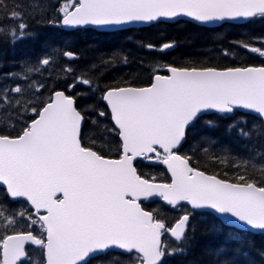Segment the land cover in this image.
Segmentation results:
<instances>
[{"label": "snow or ice", "instance_id": "obj_1", "mask_svg": "<svg viewBox=\"0 0 264 264\" xmlns=\"http://www.w3.org/2000/svg\"><path fill=\"white\" fill-rule=\"evenodd\" d=\"M60 12L62 24L71 27L156 22L180 15L211 22L264 18V0H71ZM8 19L20 23L11 29L0 25V35H8L12 43L24 39L28 26L22 13L12 12ZM173 47L174 43H165L159 50ZM250 51L264 56L258 48ZM64 56L74 58L71 52ZM51 62L45 58L41 63ZM24 71L30 74L34 69L29 66ZM167 71L170 75L156 74L148 87L110 88L102 97L121 138L119 159H107L82 145V116L72 96L56 91L46 101L35 102L36 96L29 99L27 92L39 94L44 85L29 83L28 75L12 74L20 82L0 91V110H30L36 118L15 137L0 135V182L11 198H26L30 209H35V219L23 212L18 215L27 219L30 228L39 224L41 238L32 231L0 236V264H18L26 256V242L46 251V264H89L92 257L112 249L129 256L135 252L140 264H163L166 250L161 248L160 234L165 224L141 208L142 196H160L173 207L186 201L193 209L231 214L252 229L264 230V186L244 176L230 183L206 175L190 166L189 157L178 154L187 129L205 110L225 113L243 108L264 118V66L223 70L170 66ZM76 84L91 86V81L76 78L69 90ZM240 135L248 133L241 130ZM141 156H154L166 165L171 183L155 184L138 175L133 161ZM41 210L46 214L41 215ZM0 218L6 226L17 223L15 217ZM189 220V214L183 215L170 230L176 241L185 235ZM230 239L225 237L213 250L216 264H241L229 249ZM175 252L184 249L167 254Z\"/></svg>", "mask_w": 264, "mask_h": 264}, {"label": "trees", "instance_id": "obj_2", "mask_svg": "<svg viewBox=\"0 0 264 264\" xmlns=\"http://www.w3.org/2000/svg\"><path fill=\"white\" fill-rule=\"evenodd\" d=\"M63 1L69 0H3L0 25L8 29L16 27L20 21L8 19V16L12 12H21L28 27L25 38L16 43L10 42L8 35H0V91L20 82L12 74L28 75L29 83L35 82L37 87L44 85L39 94L27 92L29 99L36 96L35 102L46 101L58 90L66 91L76 98L77 107L86 118L84 145L96 148L106 156L117 157L121 152V143L111 133L113 125L102 99L108 89L150 85L155 73L166 66L218 69L264 66V56L250 51L258 48L264 52V18L217 27L179 20L113 32L89 28L67 31L60 25ZM165 43H174L175 47L160 51ZM68 51L76 53L77 59L67 60L64 53ZM45 58L52 62L43 65L41 62ZM29 66L34 69L30 74L24 71ZM65 68L71 71L65 72ZM76 78L88 79L91 86L76 84L69 90L68 85ZM35 118L30 110H0V134L15 137ZM241 130L248 136H241ZM180 153L189 157L193 166L207 173L233 182H239L238 177L244 176L246 181L264 186V122L254 114L235 111L200 117L189 128ZM137 166L140 174L148 179L170 180L161 163L145 159L138 161ZM0 205H13L1 187ZM143 205L167 227L182 214L190 212L186 205L174 209L158 198L145 201ZM26 207L30 212L28 216H33L27 204ZM214 227L219 231H214ZM30 229L6 226V229L0 228V236ZM228 236L233 237L227 241L229 249L241 264H248L249 260L264 264V233L226 225L207 211L192 212L181 241L165 233L163 264H216L213 250ZM178 248L184 252L167 254ZM35 250L30 251L29 259L23 264H30L37 254ZM135 256L110 251L93 258L89 264H135L138 261ZM39 264H44L42 252Z\"/></svg>", "mask_w": 264, "mask_h": 264}, {"label": "water", "instance_id": "obj_3", "mask_svg": "<svg viewBox=\"0 0 264 264\" xmlns=\"http://www.w3.org/2000/svg\"><path fill=\"white\" fill-rule=\"evenodd\" d=\"M255 18V17H254ZM253 18H236V19H225V20H218V21H211V22H199V21H196V20H194V19H192V18H189V17H186V16H184V15H180V16H178V17H176V18H171V19H168V18H161L160 20H158V21H156V22H129V23H125V24H121V25H115V24H113V25H102V26H97V25H84V26H77V27H71V26H64L63 24H62V18H61V25H62V27L65 29V30H75V29H78V28H92V29H95V30H98V31H116V30H121V29H126V28H131V27H145V26H149V25H152V24H154V23H158V22H170V23H173V22H177V21H179V20H186V21H190V22H192V23H195V24H198V25H200V26H205V27H217V26H221L222 24H224V23H227V22H231V23H245V22H248V21H250V20H252ZM171 49V48H170ZM77 56L74 54V58H72V59H69V58H67V59H69V60H74L75 58H76ZM170 66H168V67H166V71H167V69L169 68ZM171 67H174V66H171ZM246 67H249V66H246ZM252 67H261V66H252ZM178 68V67H177ZM218 69V68H217ZM218 70H223V69H218ZM168 72V71H167ZM159 75H170V73L168 72V74H159ZM150 86V85H149ZM126 87H132V88H142V87H136V86H126ZM143 87H148V86H143ZM120 88H124V87H120ZM60 91H64V90H60ZM65 92V94L66 95H68V93L66 92V91H64ZM71 96V95H70ZM73 97V96H72ZM74 98V97H73ZM74 100H75V107L77 108V101H76V99L74 98ZM104 103L106 104V106L108 107V109H109V111H110V113H111V110H110V106L109 105H107V102L106 101H104ZM235 109H237V110H239V111H243V112H247V113H252V114H255V115H257V116H259L261 119H263V121H264V118H262L259 114H257V113H255L254 111H252V110H248V109H243V108H235ZM234 109V110H235ZM77 110L79 111V109L77 108ZM233 110V111H234ZM232 111V112H233ZM80 112V111H79ZM216 112H219V111H217V110H205L202 114H200L199 115V117H201L202 115H204V114H210V113H216ZM232 112H226V113H232ZM81 113V112H80ZM81 116H82V123H81V136H82V130H83V127H84V124H85V117L83 116V114L81 113ZM198 117V118H199ZM111 118H112V114H111ZM112 122H113V124H114V121H113V119H112ZM115 126V125H114ZM116 127V126H115ZM189 129V128H188ZM187 129V130H188ZM1 135V134H0ZM120 137V136H119ZM121 139V138H120ZM186 139H187V136H186ZM186 142V141H185ZM184 142V143H185ZM81 143H82V140H81ZM183 143V144H184ZM82 145H83V143H82ZM84 146V145H83ZM181 148V147H180ZM180 148L178 149V154L179 155H182L181 153H179V150H180ZM93 151H95L94 149H92ZM97 152V151H96ZM98 153V152H97ZM99 154V153H98ZM183 156V155H182ZM105 157V156H104ZM186 157V156H185ZM105 158H107V159H119V158H108V157H105ZM144 157L143 156H141V157H137V158H135L134 159V161H133V167H135V169H136V171H137V174L138 175H140L139 174V172H138V169H137V167H136V161L137 160H140V159H143ZM152 161L153 162H155V159H152ZM189 163H190V160H189ZM166 169H167V166L166 165H163ZM190 166L191 167H193L192 165H191V163H190ZM194 168V167H193ZM196 169V168H195ZM196 170H198V171H201V170H199V169H196ZM168 171V170H167ZM204 172V171H203ZM168 173H169V175L171 176V173L168 171ZM206 175H210V174H208V173H206V172H204ZM141 176V175H140ZM142 177V176H141ZM217 177V176H216ZM143 179H146V178H144V177H142ZM218 179H221L220 177H217ZM148 180V179H147ZM221 180H224V179H221ZM227 181V180H226ZM151 183H155V184H166V183H163V182H153V181H150ZM228 182H230V183H235V182H231V181H228ZM169 183H171V182H169ZM0 186H2V187H4L5 189H6V186L5 185H3L2 184V182H0ZM259 187V186H258ZM59 195V194H58ZM9 197H10V195H9ZM155 197H157L156 195H154V196H152V197H147V198H155ZM158 197H160V196H158ZM11 198V197H10ZM146 197H140L139 198V200H138V203L140 204V206H141V208L143 209V210H145V211H148V210H146L144 207H143V205H142V203H141V201H143V200H145V199H147ZM12 200H20V199H23V200H26V198H11ZM165 202V204L166 205H169L166 201H164ZM183 203H186V204H188L190 207H191V209H193L192 208V206L188 203V202H186V201H182V202H180L179 204H183ZM178 204V205H179ZM173 207V206H172ZM176 207V206H175ZM32 209H34V208H32ZM193 210H195V211H198V210H206V211H210V212H212V213H214L216 216H218L225 224H228V225H231V226H235V227H238V228H241V229H246V230H250V231H253V232H256V233H260V232H264V230H262V229H252L250 226H248L246 223H244V222H240V221H238L236 218H234V217H232L231 216V214H219V213H217V212H215V210H212V209H210V208H200V209H193ZM34 212H35V209H34ZM148 212H150V211H148ZM44 214H46V213H44L43 212V210H41V215H44ZM154 216V215H153ZM155 218V217H154ZM178 222V221H177ZM176 222V223H177ZM189 223V222H188ZM176 225V224H175ZM175 225L173 226V228L175 227ZM33 235H35L34 233H33ZM160 244H161V248H162V245H163V233H162V230H161V234H160ZM28 245H35L34 243H32V242H26L25 243V253H26V256H27V251H26V247L28 246ZM36 246H38V245H36ZM112 250H116V251H121V252H123L122 250H119V249H112ZM134 253V252H133ZM26 256L25 257H23V258H21V261L22 260H24L25 258H26ZM95 257V256H94ZM45 258H46V251H45ZM93 258V257H92ZM163 259V258H162ZM20 262V261H19ZM46 264V263H45ZM138 264H140V263H138Z\"/></svg>", "mask_w": 264, "mask_h": 264}, {"label": "rangeland", "instance_id": "obj_4", "mask_svg": "<svg viewBox=\"0 0 264 264\" xmlns=\"http://www.w3.org/2000/svg\"><path fill=\"white\" fill-rule=\"evenodd\" d=\"M71 0L69 1H63L60 5L61 7L63 5H65L66 3H70ZM62 14V13H61ZM0 209H3V212L0 213V217H15V219L17 220V223L15 225V227L12 228H17V227H27L30 228L28 226V221L27 219H20L19 218V213L23 212L25 217H28V214L30 213L29 210L26 207L25 203L22 202H18L16 204L13 205H0ZM0 228L2 229H6V221L2 218H0ZM31 229L35 232H38L40 237H41V229L39 224L35 225L34 227H31ZM40 251V252H39ZM37 254H34V256L31 259L30 264H39L40 261V255H41V250H35L34 251Z\"/></svg>", "mask_w": 264, "mask_h": 264}, {"label": "flooded vegetation", "instance_id": "obj_5", "mask_svg": "<svg viewBox=\"0 0 264 264\" xmlns=\"http://www.w3.org/2000/svg\"><path fill=\"white\" fill-rule=\"evenodd\" d=\"M111 133H113L119 139L118 132L116 131V129L114 128V126H113V128H111ZM119 141H120V139H119Z\"/></svg>", "mask_w": 264, "mask_h": 264}, {"label": "bare ground", "instance_id": "obj_6", "mask_svg": "<svg viewBox=\"0 0 264 264\" xmlns=\"http://www.w3.org/2000/svg\"><path fill=\"white\" fill-rule=\"evenodd\" d=\"M72 53V52H71ZM73 54H75L77 57H78V55L76 54V53H73ZM77 57L75 58V59H77ZM66 58V57H65ZM67 59V58H66ZM74 59V60H75ZM67 60H69V59H67ZM69 61H72V60H69Z\"/></svg>", "mask_w": 264, "mask_h": 264}]
</instances>
